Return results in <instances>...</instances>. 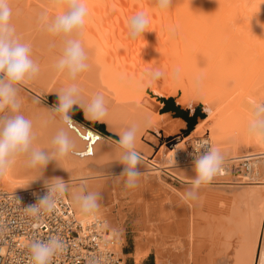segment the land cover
<instances>
[{
    "label": "bare ground",
    "instance_id": "obj_1",
    "mask_svg": "<svg viewBox=\"0 0 264 264\" xmlns=\"http://www.w3.org/2000/svg\"><path fill=\"white\" fill-rule=\"evenodd\" d=\"M85 3L86 23L72 38L80 40L88 68L73 80L55 68L66 38L46 30L47 22L67 10L63 0H9L10 23L19 39L30 43L40 66L35 78L19 85L29 91L31 102L23 89L18 92L20 112L33 123V147L51 152L52 139L63 128L75 150L37 168L27 167L26 158L19 157L12 170L0 177V191L41 188L47 181L63 179L77 219L85 223L90 216L102 217L115 253L124 257L121 223L126 209L120 196L126 191L119 190L124 166L117 141L135 125L138 167L151 168L140 173L138 192L131 200L136 219L134 261L139 263L153 250L156 264H200L195 255L197 218L212 217L208 222L215 224L214 233H226L224 223L233 219L234 232L243 235L240 241L236 238L239 246H233L235 261L230 263L222 253L219 264H264V142L248 131L255 106L264 104V0H172L165 10L158 8L157 0ZM141 12L149 23L133 40L129 22ZM155 70L163 76L149 84V73ZM73 84L83 105L96 95L104 97L107 112L100 121L86 119L79 106L73 108L98 124L108 138L72 117L71 126L64 124L50 105L40 101L39 108L32 105V100L48 93H55L58 100V94ZM194 137L200 139L193 148L218 149L222 164L193 199L186 193L195 176L194 159L183 147ZM90 152L96 163L91 166L98 170L88 166ZM244 161L247 168L240 177H232V164ZM160 171L177 178L181 186L164 184ZM147 187H155L163 197H146ZM81 188L98 194L99 208L93 214H83L74 200ZM231 232L224 235L232 237Z\"/></svg>",
    "mask_w": 264,
    "mask_h": 264
},
{
    "label": "clouds",
    "instance_id": "obj_2",
    "mask_svg": "<svg viewBox=\"0 0 264 264\" xmlns=\"http://www.w3.org/2000/svg\"><path fill=\"white\" fill-rule=\"evenodd\" d=\"M66 11L56 15L46 23V30L53 36L65 37L62 54L59 56L55 68L59 72H66L68 77L75 80L78 74L88 68L87 55L79 39L72 38L80 32L88 15L85 0H63ZM172 0H157L158 8L168 9ZM12 8L9 0H0V177L7 175L17 159L26 158L29 168L46 166L50 160H57L75 150V144L65 129H60L52 139L51 152L33 147V123L20 112L18 100L19 85L25 84L40 72L39 64L32 57L30 43L22 42L16 35L14 25L10 23ZM149 21L143 12L133 16L129 22V36L136 39L142 35ZM163 73L155 70L149 73L148 83L160 79ZM73 106L83 109L86 119L90 121L102 120L107 112L104 97L96 95L87 105L79 99V89L75 84L63 89L58 94V104L52 109L60 115L62 122L71 126L69 113ZM248 131L261 142H264V104L256 105L252 119L249 121ZM137 127L126 129L119 135L118 146L122 149L120 163L124 166L121 175L126 177V186H136L140 172L138 165L140 157L135 150ZM206 145L207 142L205 141ZM222 157L219 150L206 147L201 155L195 156V176L187 197L195 198L197 190L202 185L209 184L221 169ZM48 193L37 204L25 207V211L33 216H39L41 211H51L59 197L68 192V185L63 179L55 178L47 181ZM80 211L83 214H93L98 210V194L88 192L84 188L74 194ZM63 247L62 241L50 237L47 241H35L30 247V264H51L52 257Z\"/></svg>",
    "mask_w": 264,
    "mask_h": 264
},
{
    "label": "built area",
    "instance_id": "obj_3",
    "mask_svg": "<svg viewBox=\"0 0 264 264\" xmlns=\"http://www.w3.org/2000/svg\"><path fill=\"white\" fill-rule=\"evenodd\" d=\"M204 151L205 146H199ZM48 186L0 191V264H30L35 241L58 237L63 244L51 264H126L114 251V239L100 216L81 223L66 194L51 211L33 216L25 207L37 204Z\"/></svg>",
    "mask_w": 264,
    "mask_h": 264
},
{
    "label": "rangeland",
    "instance_id": "obj_4",
    "mask_svg": "<svg viewBox=\"0 0 264 264\" xmlns=\"http://www.w3.org/2000/svg\"><path fill=\"white\" fill-rule=\"evenodd\" d=\"M20 87V90H22L24 93H28L27 95H30V93H29V91L28 92H25V89L24 88H22L21 86H19ZM30 97V98H29ZM28 98V102H29V100L32 98V96L30 95ZM33 99V98H32ZM33 101V104L32 105H34L35 103L37 104V105H35L37 108H39L40 107V105H38V103H39V101L41 102V104H43L44 106H47V105H50V106H52L53 108L58 104V100H57V95H55V93H48V94H43L41 97H40V100L39 99H37V101L34 99V100H32ZM35 101V102H34ZM30 102H31V100H30ZM34 106V108H36ZM44 106H41V107H44ZM69 116L70 117H72L74 120H76V121H78L79 123H81L82 125H84V126H86V127H89V128H91L92 130H95V131H97L98 133H100V134H102L105 138H108L106 135V133L105 132H103V130L102 129H100L99 128V125L98 124H94V123H90L89 121H87L86 119H84V118H82L81 116L79 117V115H77L75 112H70L69 113ZM200 139V137H194V139L193 138H190L189 140H187V141H185V144H184V147H183V149L185 150H188L189 152H191L192 153V158H191V160H193V159H195V156H199V155H201L202 154V150L198 147V149H196L195 147L193 148V145H194V143H195V140H199ZM107 141V140H106ZM190 141V142H189ZM189 142V143H188ZM90 155V156H89ZM88 156L90 157H88L87 159H89L88 160V166H89V168H91L92 169V167H94V165H92L91 166V164L92 163H94V164H96L94 161H92V159H93V154H91V152L88 154ZM112 160V162L109 160L108 162H109V164H111V163H113V159H111ZM116 161V160H115ZM114 161V162H115ZM194 161V160H193ZM116 162H118V161H116ZM90 164V165H89ZM247 161H244V162H237V163H234V164H232V166L230 167V174L232 175V177H240V175L242 174V171L244 170V168H247ZM148 167H150L151 168V166H147L146 168H144L143 166H142V168L139 166L138 167V170H139V172L140 173H146V172H150L149 170V168ZM94 169H95V167H94ZM94 169H92V170H94ZM144 169H146V171L144 170ZM149 169V170H148ZM95 170H98L97 168L95 169ZM123 171V170H122ZM151 172H154L153 170H151ZM241 173V174H240ZM160 175H161V177H162V180H164V181H162V182H164V184H168V185H172V186H175V187H180L181 186V183H179V181L177 180V178H174V176L172 177V175H170L169 173H166V172H163V171H160ZM125 181H126V177L125 176H122V179H120V184H119V186H120V188H119V190L121 191L120 193H122L123 191H126V192H123L122 193V195L120 196L121 197V200L123 201V203H122V205H124L125 207V214H123L124 215V219H123V223H121V226H123L122 227V231L123 232H121V235L123 236V237H125L126 238V240H127V243L128 244H131V245H134L135 244V239H134V236H135V233H136V230H135V228L132 226V222H133V219L134 220H136L135 219V217H133L132 216V212H131V210H130V206H133V203L134 202H132L133 200V196H134V193L136 194L137 192H138V188L135 186V187H131V188H129V187H127L126 186V183H125ZM242 184H245V183H240V185H242ZM122 185V186H121ZM124 187V188H123ZM135 188V189H134ZM149 188L147 187L146 189H145V191H146V193H147V195H146V197L147 196H150V197H152V198H154L155 196L154 195H156V197H158L160 194H157V190H156V188L155 187H152L151 189H149ZM158 189H160V188H158ZM155 190H156V192H155ZM131 191V192H130ZM133 191V192H132ZM137 191V192H136ZM130 193V194H129ZM155 193V194H154ZM153 194V195H152ZM133 195V196H132ZM152 195V196H151ZM154 196V197H153ZM159 197H163V196H159ZM132 200V201H131ZM131 201V202H130ZM245 206H242V209L244 208ZM244 210H246V209H244ZM243 211V210H242ZM242 213H245V211L244 212H241V214ZM231 222H233V219L231 220ZM234 230H235V227H234ZM234 230L232 231V234H234L235 232H234ZM134 231V232H133ZM240 232V234L242 233L241 231H239ZM122 247V246H121ZM153 251V250H152ZM121 257H122V259L124 260H126V256H122V255H120ZM235 256V255H234ZM233 256V257H234ZM234 259H235V257H234ZM124 260V261H125ZM235 261V260H234ZM127 262V261H126ZM193 262V261H192ZM189 263H191V262H189Z\"/></svg>",
    "mask_w": 264,
    "mask_h": 264
},
{
    "label": "crops",
    "instance_id": "obj_5",
    "mask_svg": "<svg viewBox=\"0 0 264 264\" xmlns=\"http://www.w3.org/2000/svg\"><path fill=\"white\" fill-rule=\"evenodd\" d=\"M229 212H226L225 214L227 215ZM229 215V214H228ZM227 215V216H228ZM208 218V217H207ZM211 219H212V217H210ZM210 218H208L209 220H210ZM230 218V217H229ZM208 219H204V217H203V219H202V217L201 218H197V223H196V238H195V242H196V250H195V252L197 253H195V255H196V257H197V259H196V263H198L199 261H200V264H219V263H221L223 260L221 259V257L223 256V254L222 253H225L226 254V256H225V258H228L227 260L230 262V263H233L234 262V258H233V256H231V253H232V255L234 254V248H237L238 246H239V241L240 240H242V236L240 237V232L239 231H237V232H235L234 233V235L232 234V232L231 231H233L234 229H233V227H235V223L234 222H229L228 221V218H226L227 219V223H224V224H227V226H226V233L228 232L229 234H230V232H231V234H232V237H234L233 239H232V237H229L228 235V238L225 236L226 235V233L225 232H223V234H221L222 233V231L221 232H217V231H215V233L213 232V228H214V223L211 221V223L210 222H208ZM207 221V223H205ZM211 225H210V224ZM229 223V224H228ZM232 223L234 224V226L232 227ZM205 224L207 225V227L205 226ZM214 224V225H213ZM208 225H210L209 227H211V229H209L208 228ZM201 226H203V227H201ZM204 227L206 228V230L204 229ZM231 227V228H230ZM202 228V229H201ZM228 228L230 229V232L228 231ZM208 229V230H207ZM233 229V230H232ZM200 231H202V232H200ZM211 232V233H210ZM208 233V234H207ZM219 233V234H218ZM224 233H225V235H224ZM237 233H239V234H237ZM216 235V237L214 236V235ZM218 234V235H217ZM237 234V235H236ZM210 235V236H209ZM221 235H222V237H221ZM224 235V236H223ZM239 235V236H238ZM217 236H219L220 238H217ZM231 236V235H230ZM211 237H213V239L211 238ZM239 237H240V239H239ZM208 238V239H207ZM217 238V240H215ZM223 238V239H222ZM226 238H227V240L229 241H227L226 240ZM236 238H238L239 239V241H238V239L236 240ZM202 239V240H201ZM218 239L219 240H221V242H219L218 241ZM231 239V240H230ZM211 240V241H210ZM213 240V241H212ZM224 240H226V241H224ZM236 240V242H234V241ZM214 241H215V243H214ZM238 241V242H237ZM231 242V243H230ZM228 243V244H227ZM234 243H235V245H236V243H238V246L237 247H235V245H234ZM227 245V246H226ZM233 246H234V248H233ZM210 247V248H209ZM225 249V250H224ZM134 250H135V244L134 245H131V244H128L127 243V240H126V238L124 237V241H123V243H122V247H121V252H122V254L124 255V256H126V260H125V263L126 264H156V262H155V258H154V252L152 251V250H150L149 251V253L146 255V256H144L142 259H141V261L139 262V263H136L135 261H134V257H133V253H134ZM212 250V251H211ZM219 250H222V251H220L219 252ZM211 251V254L209 253ZM218 252V253H217ZM216 253V254H215ZM228 253V254H227ZM219 254H222L221 256H219ZM209 256V257H208ZM228 256V257H227ZM200 257V258H199ZM219 257H220V259L222 260H220L219 261ZM232 257V258H231ZM209 258H211V259H209ZM217 259V260H216ZM230 259V260H229ZM202 260V261H201ZM231 260H233V261H231ZM127 261V262H126ZM217 261H218V263H217Z\"/></svg>",
    "mask_w": 264,
    "mask_h": 264
},
{
    "label": "water",
    "instance_id": "obj_6",
    "mask_svg": "<svg viewBox=\"0 0 264 264\" xmlns=\"http://www.w3.org/2000/svg\"><path fill=\"white\" fill-rule=\"evenodd\" d=\"M72 111H73V112H76L77 115L81 116L79 110H77V109H75V108H72L71 112H72ZM81 117H82V116H81Z\"/></svg>",
    "mask_w": 264,
    "mask_h": 264
}]
</instances>
